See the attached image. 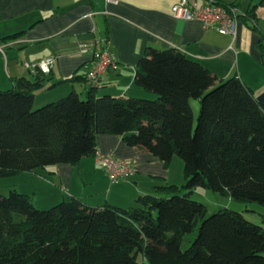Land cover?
<instances>
[{"label":"trees","instance_id":"1","mask_svg":"<svg viewBox=\"0 0 264 264\" xmlns=\"http://www.w3.org/2000/svg\"><path fill=\"white\" fill-rule=\"evenodd\" d=\"M222 5L224 4L216 0ZM239 19L251 22L254 7ZM0 89V177L93 156L100 134L168 163L184 183L163 185L128 208H95L77 198L36 208L30 195L0 194V264H264V226L241 212L206 207L195 188L264 206V108L239 78L219 80L176 48H149L133 83L154 99L71 91L34 107L39 82ZM199 103L196 123L190 100ZM193 234L186 248L182 241Z\"/></svg>","mask_w":264,"mask_h":264},{"label":"crops","instance_id":"2","mask_svg":"<svg viewBox=\"0 0 264 264\" xmlns=\"http://www.w3.org/2000/svg\"><path fill=\"white\" fill-rule=\"evenodd\" d=\"M178 1L0 0V89H14L20 77L39 82L40 88L33 91L34 107L71 91L85 97L91 88L85 75L92 63L90 55L80 49L98 42L108 48L118 67L100 76L95 96L153 99V93L133 83L135 65L149 48L179 49L219 80L236 76L255 96L264 91V0H218L242 10L254 7V29L251 22L239 19L233 34H220L196 19L174 17L170 9ZM188 1L200 4L206 0ZM48 57H53V63L42 72L37 64ZM95 151L127 162L131 173L109 183L89 156L76 165L56 164L24 174L28 182L57 192L50 204L77 198L95 208H128L141 195H162L157 189L163 185L184 183L183 175L173 171L174 164L176 171L181 167L177 161L173 164V156L164 163L149 152L126 146L117 135H98ZM34 188L29 194L20 193L30 195L33 202ZM138 261L148 264L143 256Z\"/></svg>","mask_w":264,"mask_h":264},{"label":"built area","instance_id":"3","mask_svg":"<svg viewBox=\"0 0 264 264\" xmlns=\"http://www.w3.org/2000/svg\"><path fill=\"white\" fill-rule=\"evenodd\" d=\"M171 14L180 19H196L204 27H215L220 34H233L234 27L243 15V10L237 5H222L216 0H206L203 3L191 2L188 0H179L171 6ZM83 54H89L92 63L91 68L85 75V81L91 87H97L100 82V76L107 71H115L118 63L112 57L108 48L100 46L95 42L92 47H83L80 49ZM53 63V57H48L40 61L37 66L40 71L47 72L48 67ZM28 68L27 63H23ZM94 161L106 174L109 183H117L123 177L131 173V166L122 160L109 155H101L94 152Z\"/></svg>","mask_w":264,"mask_h":264},{"label":"rangeland","instance_id":"4","mask_svg":"<svg viewBox=\"0 0 264 264\" xmlns=\"http://www.w3.org/2000/svg\"><path fill=\"white\" fill-rule=\"evenodd\" d=\"M84 98L85 97L83 96L82 99ZM142 99H148V98H142ZM190 106H191V110L193 109L192 114H193V126H194L196 123V118H197L198 109H199L198 100L191 99ZM173 157H174L173 164L175 163V161H177L178 164L179 163L181 164V167H179L178 165V171H176L175 164H174L173 171L174 173L178 172V175L182 176L183 175L182 161L176 155H174ZM24 173H28V172H21V173L12 175V176L0 177V194L7 195L8 191L13 190V189L18 192H25L29 194L30 192H32L31 189L35 187L34 190H36V195H35V198L33 199V205L36 208L46 209L56 204L57 202H59L57 201L56 203H52V204L48 203V202H53L52 200L55 199L54 196H56L57 192L56 194L51 192V190H49L47 187H44V184H41V183L35 184V183L28 182L26 175ZM174 173L173 175L175 176ZM194 190L195 191L191 197L193 198V200L201 202L202 204L205 205L207 216L219 209L226 208L229 210L241 212L244 215V217L247 218L248 220L256 224H261L262 226H264V218H262V216H264V206H261L255 202H246V203L237 202V201L231 200L228 197H224L217 193H214L208 189L197 187ZM49 198H50V201H49ZM64 200H68V199H64ZM193 236H194L193 234H189L184 237L182 241L183 249L187 247L188 241L192 239Z\"/></svg>","mask_w":264,"mask_h":264},{"label":"water","instance_id":"5","mask_svg":"<svg viewBox=\"0 0 264 264\" xmlns=\"http://www.w3.org/2000/svg\"><path fill=\"white\" fill-rule=\"evenodd\" d=\"M255 100L262 108H264V91H261L259 94H257L255 96Z\"/></svg>","mask_w":264,"mask_h":264}]
</instances>
